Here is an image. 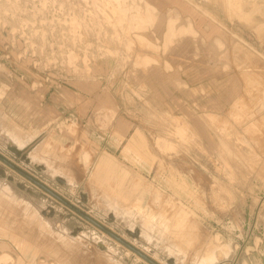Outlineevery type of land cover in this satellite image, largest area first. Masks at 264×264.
Wrapping results in <instances>:
<instances>
[{
	"label": "rangeland",
	"instance_id": "1",
	"mask_svg": "<svg viewBox=\"0 0 264 264\" xmlns=\"http://www.w3.org/2000/svg\"><path fill=\"white\" fill-rule=\"evenodd\" d=\"M148 2L0 0V156L124 241L0 159L4 264H152L126 244L157 264H264V0H175L227 31L240 94L182 116L135 82L172 44L168 28L157 49L167 18ZM99 81L136 123L107 185L94 127L120 115Z\"/></svg>",
	"mask_w": 264,
	"mask_h": 264
},
{
	"label": "crops",
	"instance_id": "2",
	"mask_svg": "<svg viewBox=\"0 0 264 264\" xmlns=\"http://www.w3.org/2000/svg\"><path fill=\"white\" fill-rule=\"evenodd\" d=\"M151 1L155 4L148 3L156 9V14L166 15L167 18L165 33L162 31L164 42L157 49L164 51L166 46L171 12L174 16H176L175 12L180 15V21L177 23L178 29L182 24L190 21L195 31L192 34L177 36L168 46L167 52L163 53L156 63L141 71L139 80L135 78V82L145 89L147 100L181 116L197 114V112L200 114L212 112V108L219 109L220 112L225 110L228 107L227 99L240 95L234 80L236 73L232 69L234 66L232 49H230V43L223 37L227 31L221 27L218 32L217 25L209 20L200 19L197 13L184 15L182 8L175 5V0ZM217 39H220L221 46H218ZM97 95L113 99L114 102L108 106L112 107L116 104L120 118L106 131H102L100 127H94V133L98 135L99 141V144L96 143L94 138V149L98 145L97 152L101 158L109 155L118 162L115 158L118 155V148L114 144L117 142L123 144L136 127V123L128 115L121 116L122 108L118 104V90L107 89L101 82ZM133 141L131 145L134 147Z\"/></svg>",
	"mask_w": 264,
	"mask_h": 264
},
{
	"label": "bare ground",
	"instance_id": "3",
	"mask_svg": "<svg viewBox=\"0 0 264 264\" xmlns=\"http://www.w3.org/2000/svg\"><path fill=\"white\" fill-rule=\"evenodd\" d=\"M231 1V0H230ZM244 2V0H242ZM246 1V0H245ZM248 2V1H247ZM192 30V28H191ZM180 35H183V32L181 31H177L175 29V24L170 21L169 23V33H168V37L167 40H169L171 43L175 40V38L177 36L180 37ZM221 45L220 43L218 44V46ZM220 48V47H219ZM216 51V50H215ZM65 91V90H64ZM66 92V91H65ZM63 93V92H62ZM74 97V96H72ZM37 98V97H36ZM98 99V98H97ZM96 99V100H97ZM94 102V101H93ZM38 119V118H37ZM122 120V119H121ZM125 123V122H124ZM126 125V124H125ZM120 131V130H119ZM86 159V158H85ZM98 159V158H97ZM85 163H87V161H85ZM40 170H43L42 168H39ZM126 169L124 168H120V164L112 157L109 155H105L103 156L100 160L99 163L97 165V169H96V178L98 180V182L102 185H105V180H107L109 177H118L120 175V173H122L124 176H126ZM61 180V179H60ZM124 180H121L120 182L123 184ZM1 202V201H0ZM26 219V218H25ZM18 222V221H17ZM23 222V221H22ZM26 223V222H25ZM24 224V223H23ZM28 224V223H26ZM18 226V224H16ZM25 225V224H24ZM22 226V225H21ZM20 226V227H21ZM19 227V228H20ZM26 227V226H25ZM28 227V225H27ZM137 228V225L135 226ZM134 227V229H135ZM53 244V243H52ZM51 245V243H50ZM50 245L48 246L50 248ZM68 247H70V245L66 244ZM55 247V245H54ZM71 249L73 247H70ZM52 249V248H51ZM100 250H104V246L100 245L99 247ZM30 256V255H29ZM2 257L4 256H0V264H4V261L6 260V257L4 259H2ZM35 261V260H34ZM35 264V263H34Z\"/></svg>",
	"mask_w": 264,
	"mask_h": 264
},
{
	"label": "water",
	"instance_id": "4",
	"mask_svg": "<svg viewBox=\"0 0 264 264\" xmlns=\"http://www.w3.org/2000/svg\"><path fill=\"white\" fill-rule=\"evenodd\" d=\"M17 153H20V151L16 150ZM0 159L4 160L5 162L9 163L8 161H6L4 158H2L0 156ZM10 164V163H9ZM12 165V164H10ZM15 169H17L19 172H21L24 176L28 177L29 179H31L33 182H35L36 184H38L39 186H41L42 188H44L45 190L49 191L50 193H52V191H50L48 188H46L44 185H42L40 182L36 181L35 179H33L32 177H30L28 174H26L25 172H23L22 170L18 169L17 167H15L14 165H12ZM53 195H55L58 199H60L61 201H63L65 204H67L69 207H71L72 209H74L75 211H77L80 215H82L83 217H85L86 219H88L89 221L93 222L95 225L101 227L103 230L107 231L110 235H112L113 237H115L116 239L124 242L122 239H120L119 237H117L116 235H114L112 232L108 231L106 228H104L102 225H100L98 222H96L95 220H93L91 217H89L88 215H86L85 213H83L82 211H80L78 208H76L75 206H73L72 204L68 203L66 200H64L63 198L57 196L56 194L52 193ZM126 244V243H125ZM128 247H130L133 251H135L137 254H139L140 256H142L143 258H145L147 261H149L152 264H157L154 260L150 259L148 256H146L144 253L140 252L139 250L135 249L134 247L126 244Z\"/></svg>",
	"mask_w": 264,
	"mask_h": 264
}]
</instances>
